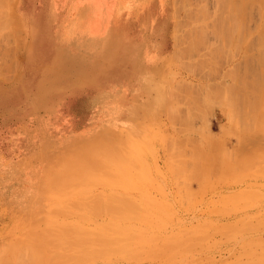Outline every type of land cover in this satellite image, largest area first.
<instances>
[{
  "label": "rangeland",
  "instance_id": "rangeland-1",
  "mask_svg": "<svg viewBox=\"0 0 264 264\" xmlns=\"http://www.w3.org/2000/svg\"><path fill=\"white\" fill-rule=\"evenodd\" d=\"M184 1L0 0V264H264V16Z\"/></svg>",
  "mask_w": 264,
  "mask_h": 264
},
{
  "label": "crops",
  "instance_id": "crops-1",
  "mask_svg": "<svg viewBox=\"0 0 264 264\" xmlns=\"http://www.w3.org/2000/svg\"><path fill=\"white\" fill-rule=\"evenodd\" d=\"M218 117L216 116V119ZM228 129L226 123L222 121L216 123V128L212 131L214 132L216 145L213 146L211 155L213 157L214 166L213 170L215 171V178L218 179L219 174L223 172L229 174L230 170L232 172H241L246 171L244 168V162H246L247 157L252 152H258L264 154V144L258 142L252 143L251 138L248 135H237L238 138H228L223 135L222 131ZM223 185L228 183L223 182Z\"/></svg>",
  "mask_w": 264,
  "mask_h": 264
},
{
  "label": "bare ground",
  "instance_id": "bare-ground-1",
  "mask_svg": "<svg viewBox=\"0 0 264 264\" xmlns=\"http://www.w3.org/2000/svg\"><path fill=\"white\" fill-rule=\"evenodd\" d=\"M186 1L188 2V4ZM186 1H184L186 4L184 3L183 8L187 7L188 5L190 6L189 1L188 0H186ZM216 1L217 0H215L216 4H215V11L213 14L214 18L212 17V19H213L212 22H214L213 23L214 27H215V24L217 25L216 29L221 30L223 32H226V33H224V35L223 34L219 35V38L221 37L220 42L222 44H227V43H236V40H239V39H242V40L245 39V41H246L247 39L244 37L245 36L244 35V32H245L244 24H245L246 17H247V10H248V8H250L255 3V1L257 2V0H218L217 2ZM258 4H259L258 7L260 8V9H258V11L259 10L260 11L259 12L257 11V12L259 14L261 13L260 16L263 17L264 16V0H260V1L258 0ZM188 9L190 10V8L188 7L184 11H188ZM200 10H201L200 13L202 12L201 16L204 17L205 13L203 12L202 9H200ZM193 11L194 10H192L191 13L188 11L187 15L184 13L185 17L189 15L186 18L187 21L192 20V18L188 19V18H190L191 15H195V16H193V21L197 20V18H198L197 14L199 13L198 12L199 10L197 11L198 13H196V11H195V13L192 14ZM245 27H246V25H245ZM175 29L178 30V27ZM177 40H179V39L177 38ZM113 129L114 128H111L110 130H113ZM53 212H58V210H55ZM40 232L42 233V231H40ZM95 232L97 233L98 230ZM99 236H100V234H99ZM96 238H98V237H96ZM69 251H71V250H69Z\"/></svg>",
  "mask_w": 264,
  "mask_h": 264
}]
</instances>
